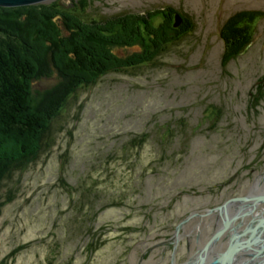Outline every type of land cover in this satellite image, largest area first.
<instances>
[{
	"label": "rangeland",
	"instance_id": "1",
	"mask_svg": "<svg viewBox=\"0 0 264 264\" xmlns=\"http://www.w3.org/2000/svg\"><path fill=\"white\" fill-rule=\"evenodd\" d=\"M40 5L72 9L87 24L99 23L103 36L111 33L106 22L129 17L128 25L141 23L142 38L160 33L165 45L152 63L73 93L48 126L39 157L1 182L0 264H171L174 254L172 264L182 263L184 241L176 253L161 242L190 212L264 193V97L254 104L250 95L264 76V0H53L33 7ZM234 27L249 43L227 62L223 38ZM139 43L123 42L114 53L139 57ZM0 46L48 60L43 44L23 42L19 33H0ZM59 74L47 68L31 84L34 103L48 92L60 96L71 77ZM226 243L213 244L200 264ZM240 247L233 244L219 264ZM238 255L232 264L246 258Z\"/></svg>",
	"mask_w": 264,
	"mask_h": 264
},
{
	"label": "trees",
	"instance_id": "2",
	"mask_svg": "<svg viewBox=\"0 0 264 264\" xmlns=\"http://www.w3.org/2000/svg\"><path fill=\"white\" fill-rule=\"evenodd\" d=\"M53 6L13 8L2 14L3 9L0 12L1 34L19 33L23 42L30 39L43 44L49 54L48 60L45 55L41 62L29 54V50L18 53L10 47L0 46V184L12 172L24 170L39 157L48 126L73 93L79 88L94 85L111 72L152 63L157 53L154 50L165 45L160 33L146 32L148 39L142 38L139 32L141 23L128 25L129 17L121 18L115 26L106 22L103 29L111 33L103 36L99 23L90 21L87 24L72 9L66 11ZM147 22L144 20L142 26ZM179 30L184 33L183 28ZM245 32L234 27L228 37L223 38L229 52L224 55L227 62L242 53L249 43V35ZM139 40L142 50L139 57L120 58L115 55L114 49H120L123 42ZM144 42L149 45H144ZM162 48L158 54L164 50ZM50 67L59 75L71 78L69 81L65 79L58 87L60 96L48 92L34 103L31 84L40 75L45 76ZM258 80V86L250 92L254 104L264 97V76Z\"/></svg>",
	"mask_w": 264,
	"mask_h": 264
},
{
	"label": "water",
	"instance_id": "3",
	"mask_svg": "<svg viewBox=\"0 0 264 264\" xmlns=\"http://www.w3.org/2000/svg\"><path fill=\"white\" fill-rule=\"evenodd\" d=\"M50 1L53 0H0V7H30L34 5L44 4ZM180 23V16L175 15L173 27H178ZM261 203L264 204V193H258L255 195L249 194L248 196L244 197L231 198L230 200L226 201L223 205L208 210L206 215L217 214L222 216V214H225V218L222 219V226L213 234L209 241L199 251V256L201 257L200 262L195 259L190 260L186 264L204 263L203 261L207 259L208 249L213 244L217 243L218 239L228 230L229 225L237 219L243 218L245 215H251V213ZM231 206L233 207V209H235V213H233L232 217L230 218V216L227 214V211L228 208ZM187 221V219L181 221L176 231H178L179 228L182 227V225L185 224ZM229 233L231 235L227 247L223 252L211 256V262L209 264H219L221 258L224 257L225 254H228V251L232 247V245L237 243H240L241 247L237 248L232 253L229 264L233 263V256H236L238 253L240 254L241 250H243V254L241 255V257L244 256L246 258L244 260L238 261L237 264H264V209L263 213L254 215L251 218V220L248 222L242 232H238L236 229L233 228L232 231Z\"/></svg>",
	"mask_w": 264,
	"mask_h": 264
},
{
	"label": "flooded vegetation",
	"instance_id": "4",
	"mask_svg": "<svg viewBox=\"0 0 264 264\" xmlns=\"http://www.w3.org/2000/svg\"><path fill=\"white\" fill-rule=\"evenodd\" d=\"M262 205L263 203L259 204L257 208L251 213V215H245L243 218L237 219L236 221L231 223L228 227V230L218 239L216 244L217 247H219L221 243H224V241H226L227 242L226 245H228L229 238L231 235L229 232H231L233 228L236 229L238 232H242V230L245 229V226L248 224V222L251 220V218L254 215L263 213L264 208H262ZM205 212H207V209H201L190 212L189 213L191 215L190 219L185 224L182 225L179 232H176L174 237L173 234H171V236L167 240L161 242V243L164 242L167 243L166 246L172 247L171 248L172 250L175 248V253H176V249L179 246L180 241H184L187 256L186 259L179 264H186L190 260H195V256L198 254V251H200L204 246L203 242L222 226L223 223L222 219L225 218V214H222V216L217 214L206 215ZM233 213H235V209H233V207L231 206L228 208L227 214L231 218ZM204 220L206 221L205 223ZM172 242H175V244L173 245ZM216 245H214L215 248H217ZM152 249L153 247L142 252L141 261H143L144 255L151 252ZM240 252L241 253L239 254V256L241 257V255L243 254L242 253L243 250H241ZM234 257L235 256H233V259ZM174 261L176 262L175 254H174V259L172 261L170 260L171 264Z\"/></svg>",
	"mask_w": 264,
	"mask_h": 264
},
{
	"label": "bare ground",
	"instance_id": "5",
	"mask_svg": "<svg viewBox=\"0 0 264 264\" xmlns=\"http://www.w3.org/2000/svg\"><path fill=\"white\" fill-rule=\"evenodd\" d=\"M50 49V48H49ZM255 188V187H254ZM256 191V190H255Z\"/></svg>",
	"mask_w": 264,
	"mask_h": 264
}]
</instances>
